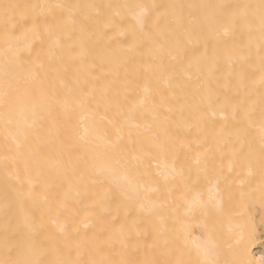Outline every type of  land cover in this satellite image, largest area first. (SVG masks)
Returning a JSON list of instances; mask_svg holds the SVG:
<instances>
[{
    "label": "bare ground",
    "instance_id": "1",
    "mask_svg": "<svg viewBox=\"0 0 264 264\" xmlns=\"http://www.w3.org/2000/svg\"><path fill=\"white\" fill-rule=\"evenodd\" d=\"M19 2L51 6L63 31L57 45L42 28L23 46L19 62L24 67L0 39V261L17 258L4 248L3 238L5 230L9 235L28 231L25 217L38 247L46 250L36 258L45 261H163L165 240L184 231L182 221L188 224L190 245L205 238L199 214L185 217L187 205L180 201L172 206L178 212L165 210L166 236L123 206L121 188L162 187L156 183L160 153L148 147L154 143L167 142L193 166L196 153L211 157L220 180L202 181L205 198L224 189V177L237 204L240 192L260 193L258 168L250 176L237 155L242 142L259 144L264 42L258 15L253 21L244 13L251 17L260 0ZM137 4L149 6L143 34L132 10L123 7ZM6 80L21 88L27 82L32 92L24 97L9 90ZM238 129L246 135L238 137ZM134 141L137 149L144 146L141 162L107 158L114 146L127 151ZM254 209L236 207L215 225L221 259L259 264L264 257L250 242L264 234L245 227Z\"/></svg>",
    "mask_w": 264,
    "mask_h": 264
},
{
    "label": "snow or ice",
    "instance_id": "2",
    "mask_svg": "<svg viewBox=\"0 0 264 264\" xmlns=\"http://www.w3.org/2000/svg\"><path fill=\"white\" fill-rule=\"evenodd\" d=\"M44 7H48V12L45 13ZM56 7H60L57 5ZM123 7L130 8L133 12V18L136 24L139 25V32L143 34L145 23L148 19V5H124ZM155 7V6H152ZM257 11L251 14L244 13V18L255 20L257 15L259 19L260 40L264 42V0H260ZM144 10L139 15H136V10ZM53 16V22H48V16ZM116 15H119L117 13ZM43 18V23L41 20ZM158 27V22L155 25ZM47 34L49 40L55 41L58 45L60 43L63 31V24L61 21L55 19L51 11V6H39L29 3H21L19 0H5L0 3V39H2L3 46L6 51H13L14 58L19 62L20 55L23 51V46L29 41L37 37L41 29ZM136 27L132 29L133 37L136 36ZM154 43H156L154 41ZM156 47H162L161 44L156 43ZM51 54V53H50ZM19 67H24L23 62H19ZM41 63L38 67L42 68ZM262 68H264V57H262ZM28 77L33 79L35 72L29 68L27 70ZM261 82L264 83V72L261 75ZM6 87L9 90L20 92L24 97H27L32 92V87L26 82V85L21 88L16 81L6 80ZM43 94V93H42ZM82 104L83 101H76ZM228 104L229 101L225 100ZM235 109L242 107L241 105L233 106ZM261 124L259 130V144L258 147L254 140H247L241 143L239 155L241 157L240 163L246 166L248 173L251 176L254 169L258 168L261 185H260V200L264 205V108L260 113ZM246 135L244 129H238L236 135ZM158 139V138H157ZM149 150L155 148L161 156L158 163L159 181L158 185L162 187H144L142 184H137L129 191L127 188H121V197L123 199V206L128 214L135 211L139 216L144 217L151 226L157 231L159 236L168 235L166 228L167 216L165 210H170L173 214L178 212L177 201L187 205L184 216H195L199 214L202 223L201 227L207 233L206 237L189 244V233L187 232L188 224L181 222L184 225V231L176 230V234L172 237L171 242L165 240L166 257L165 260L159 262L146 261L145 264H247L241 259H221L222 249L219 240L216 237L215 225L223 220L225 216L230 215L236 207L246 209L252 199L255 198L254 193L245 194L239 193V203H235L236 194L232 191V184L227 182V177H224L225 187L223 190L216 193H209L205 198L202 189V181H208L210 177L220 180L219 174L214 167H210L211 157L207 153H196L193 159L195 166H193L189 157L185 156L183 160L180 159L179 153L173 152L167 142L154 143L149 145ZM126 146L113 147L108 159H115L117 163L122 160L129 163L137 164L143 160L144 146L141 144L137 149L136 142H133V147L130 150H125ZM171 153V162H169V155ZM127 179V177H125ZM244 181H241L243 185ZM143 188V195L140 189ZM241 216L247 215L245 211L240 213ZM179 220V217H175ZM23 224L29 227L28 231L13 232L9 235L8 230H5L3 238V246L5 249L15 252L17 258L12 261H0V264H80L76 260L56 259L45 261L37 259V256L46 254V250L38 247L35 234L30 229V223L27 217L24 218ZM246 227L251 230L250 218L245 222ZM60 231L64 232V227L60 226ZM120 235L124 234V226H121ZM169 243L171 246L169 247ZM90 264H130L127 260L120 261H91ZM259 264H264V257L261 258Z\"/></svg>",
    "mask_w": 264,
    "mask_h": 264
},
{
    "label": "rangeland",
    "instance_id": "3",
    "mask_svg": "<svg viewBox=\"0 0 264 264\" xmlns=\"http://www.w3.org/2000/svg\"><path fill=\"white\" fill-rule=\"evenodd\" d=\"M257 175H258V177L256 175H253L254 177L252 176L250 178V181L255 180V179H253V178H255V176H256V180H258L257 178L261 179V177H259L260 174L258 173ZM260 179L258 180V183L261 182ZM255 181H253V184L257 183V181L256 182ZM256 185H258V184H256ZM259 185H261V183ZM254 194L255 195L258 194V195L255 196L256 198H254V199H252L250 201L248 208H252V207L254 208V206H255V209H254L255 211L254 210L252 211L253 215L250 214V215H248V217L246 216L245 220L247 221V218L248 219L250 218V220H251V230L259 231L258 233L264 234V209L263 210L259 209L261 207L264 208V205H262V203H261L260 196H259L260 193L259 192L258 193L254 192ZM259 201H260L261 204L256 203V202H259ZM245 227H246V224H245ZM246 228H247L246 230H250L248 227H246ZM250 242L252 243L251 247H253L254 251H264V237H262L260 239L259 238L258 239H256V238L252 239V240H250Z\"/></svg>",
    "mask_w": 264,
    "mask_h": 264
}]
</instances>
